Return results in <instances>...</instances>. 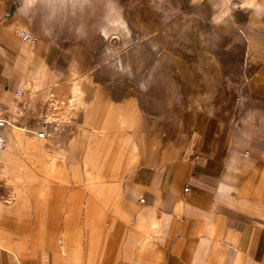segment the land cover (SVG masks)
<instances>
[{
  "label": "crops",
  "instance_id": "1",
  "mask_svg": "<svg viewBox=\"0 0 264 264\" xmlns=\"http://www.w3.org/2000/svg\"><path fill=\"white\" fill-rule=\"evenodd\" d=\"M179 1L244 72L240 107L124 119L85 48L23 42L0 0V264H264V0Z\"/></svg>",
  "mask_w": 264,
  "mask_h": 264
},
{
  "label": "rangeland",
  "instance_id": "2",
  "mask_svg": "<svg viewBox=\"0 0 264 264\" xmlns=\"http://www.w3.org/2000/svg\"><path fill=\"white\" fill-rule=\"evenodd\" d=\"M3 1L29 34H54L85 48L92 62L87 79L120 84L116 96L124 119L130 114L174 117L216 98L228 100L233 109L242 103L244 72L222 59L227 44L179 0H85V15L66 7L63 18L59 13L51 18L41 6L21 15L24 0ZM105 1L121 15L117 28L110 22L114 17H103ZM105 26L113 28L107 37L101 32ZM148 92L155 94L150 98Z\"/></svg>",
  "mask_w": 264,
  "mask_h": 264
},
{
  "label": "bare ground",
  "instance_id": "3",
  "mask_svg": "<svg viewBox=\"0 0 264 264\" xmlns=\"http://www.w3.org/2000/svg\"><path fill=\"white\" fill-rule=\"evenodd\" d=\"M54 3L57 4V10L54 8ZM85 5V0H24L21 7V15L26 16V13L34 6H41L43 9L47 10L48 15L51 18L55 17L57 13L63 18L66 12V7L73 12L77 11L80 15H85L87 9ZM103 7L105 8V13L103 14L104 18H108V16L115 18L114 20H110L114 25V28L122 25L123 20L121 19V15L118 10L112 7L111 3L105 1ZM101 28H103L101 29V32L105 37L113 31V28H108L106 26Z\"/></svg>",
  "mask_w": 264,
  "mask_h": 264
},
{
  "label": "built area",
  "instance_id": "4",
  "mask_svg": "<svg viewBox=\"0 0 264 264\" xmlns=\"http://www.w3.org/2000/svg\"><path fill=\"white\" fill-rule=\"evenodd\" d=\"M19 35H20L21 40L23 42H31V41L34 40V37L31 34L24 33V32L20 31ZM5 126H6V122L0 116V151H4L6 149V147H7V142H6V138H5V135H4ZM42 136H43V133L40 132L38 134V137H42ZM185 191H187V190H185Z\"/></svg>",
  "mask_w": 264,
  "mask_h": 264
}]
</instances>
